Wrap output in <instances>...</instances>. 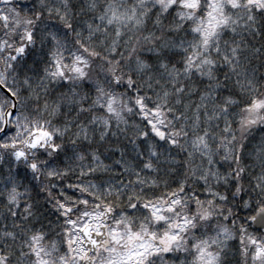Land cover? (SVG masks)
<instances>
[{"label":"snow or ice","instance_id":"snow-or-ice-1","mask_svg":"<svg viewBox=\"0 0 264 264\" xmlns=\"http://www.w3.org/2000/svg\"><path fill=\"white\" fill-rule=\"evenodd\" d=\"M0 264H264V0H0Z\"/></svg>","mask_w":264,"mask_h":264}]
</instances>
